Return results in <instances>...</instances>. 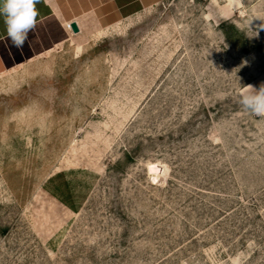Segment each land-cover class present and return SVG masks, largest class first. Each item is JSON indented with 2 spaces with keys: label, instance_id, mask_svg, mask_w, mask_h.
Masks as SVG:
<instances>
[{
  "label": "rangeland",
  "instance_id": "1",
  "mask_svg": "<svg viewBox=\"0 0 264 264\" xmlns=\"http://www.w3.org/2000/svg\"><path fill=\"white\" fill-rule=\"evenodd\" d=\"M105 28L0 74V264H264V0Z\"/></svg>",
  "mask_w": 264,
  "mask_h": 264
},
{
  "label": "crops",
  "instance_id": "2",
  "mask_svg": "<svg viewBox=\"0 0 264 264\" xmlns=\"http://www.w3.org/2000/svg\"><path fill=\"white\" fill-rule=\"evenodd\" d=\"M154 1L40 0L36 5L39 13L36 27L29 33L22 50L11 45L4 19L0 16V74L65 44L71 36L79 34L67 29L69 22H78L81 32L90 31L93 23L106 28L117 27L141 11L142 6Z\"/></svg>",
  "mask_w": 264,
  "mask_h": 264
},
{
  "label": "clouds",
  "instance_id": "3",
  "mask_svg": "<svg viewBox=\"0 0 264 264\" xmlns=\"http://www.w3.org/2000/svg\"><path fill=\"white\" fill-rule=\"evenodd\" d=\"M39 2L40 0H0V16L4 19L7 38L18 50L23 49L29 33L36 27L39 15L36 5ZM239 103L245 111L264 117V83L258 89L251 85L244 87Z\"/></svg>",
  "mask_w": 264,
  "mask_h": 264
},
{
  "label": "bare ground",
  "instance_id": "4",
  "mask_svg": "<svg viewBox=\"0 0 264 264\" xmlns=\"http://www.w3.org/2000/svg\"><path fill=\"white\" fill-rule=\"evenodd\" d=\"M148 170L151 174H156L158 170V164L153 162L149 163Z\"/></svg>",
  "mask_w": 264,
  "mask_h": 264
},
{
  "label": "water",
  "instance_id": "5",
  "mask_svg": "<svg viewBox=\"0 0 264 264\" xmlns=\"http://www.w3.org/2000/svg\"><path fill=\"white\" fill-rule=\"evenodd\" d=\"M71 26H72V30L74 33H80L81 32V28H80L78 22H76V21L72 22Z\"/></svg>",
  "mask_w": 264,
  "mask_h": 264
},
{
  "label": "built area",
  "instance_id": "6",
  "mask_svg": "<svg viewBox=\"0 0 264 264\" xmlns=\"http://www.w3.org/2000/svg\"><path fill=\"white\" fill-rule=\"evenodd\" d=\"M66 27H67L68 30H70V31L73 32V30H72V26H71V23H70V22L67 23Z\"/></svg>",
  "mask_w": 264,
  "mask_h": 264
}]
</instances>
